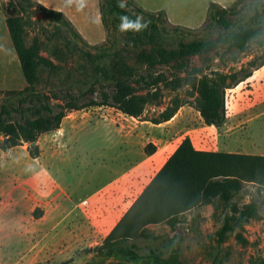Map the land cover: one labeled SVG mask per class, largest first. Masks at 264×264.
Instances as JSON below:
<instances>
[{
	"label": "trees",
	"instance_id": "obj_1",
	"mask_svg": "<svg viewBox=\"0 0 264 264\" xmlns=\"http://www.w3.org/2000/svg\"><path fill=\"white\" fill-rule=\"evenodd\" d=\"M263 1L252 2L247 17L238 13L233 19L234 13L218 3H210L205 28L217 32L216 37L185 41V35L190 36L192 31L177 26L168 28L163 10L145 11L133 0H98L103 28L107 30L109 20L114 27L119 26L129 40V49L109 51L103 44L95 47L98 48L96 54L83 52L67 35L81 42H85L84 39L64 19L67 35L56 27L50 37H46L48 42L55 44L50 49L44 46L56 64L40 54L43 44L37 37L27 43L26 29L30 23L23 14L36 7L52 13L57 20L63 14L32 0H8L4 21L26 86L15 92L14 104L0 106L1 150L6 152L26 145L29 157L36 159L40 156L38 140L41 136L57 131L70 113L89 107L112 108L140 120L145 106L159 98L158 87L164 82L160 74L154 75L159 66L172 65L184 72V77H174L169 85L172 89L181 84L190 86L194 100L177 104L172 110L166 109L161 113L162 121L152 124L168 122L187 104L205 125L222 126L226 118V91L250 78L253 71L264 65V59L258 63L249 61L236 72L210 75L201 68H190V59L212 53L221 61L226 54L245 52L252 43L264 46V15L259 11ZM140 24L146 27H140ZM67 56L82 59L90 68L89 74L84 73L85 66L81 68L86 88L74 85L73 67L68 66L64 77L59 74V64ZM41 73H45L48 80L38 87ZM51 77L56 81L49 80ZM140 91L146 93L140 94ZM154 151L152 144L144 147L146 154ZM246 183L264 189V156L197 151L185 137L93 252L107 258L117 255L133 261L181 264L176 245L170 243L167 246L169 253L166 256L150 245L154 240L149 227L165 224L172 229L185 213L201 205L217 202L229 207ZM257 211L258 205L248 203L239 211L237 219L242 222L258 219ZM235 220L231 215L224 216L217 231L219 240L231 231ZM138 241L145 243L143 253L134 243Z\"/></svg>",
	"mask_w": 264,
	"mask_h": 264
},
{
	"label": "rangeland",
	"instance_id": "obj_2",
	"mask_svg": "<svg viewBox=\"0 0 264 264\" xmlns=\"http://www.w3.org/2000/svg\"><path fill=\"white\" fill-rule=\"evenodd\" d=\"M7 1L0 0V106L6 103L14 104L16 100L15 92L26 86L4 21V7ZM32 1L47 9L55 10L52 7H57L65 10L60 20H57L52 13L41 11L38 7L27 10V13L23 14L24 19L30 23L26 29L28 33L27 43L31 38L37 37L43 44L40 54L56 64L58 63L45 52L44 46L50 49L55 44L54 41L48 42L46 37H50L56 27L65 36L67 35L66 27L63 25L64 19H67L84 39L85 42H81L72 35H67L83 52L96 54L98 48L95 47L103 44L109 51L129 49L127 46L129 40L119 26L114 27L109 20L107 30L103 28L100 22L98 0ZM133 1L148 12L165 11L166 26L168 28L177 26L185 30L190 29L192 31L190 36L185 35L184 39L185 41H191L193 39L216 37L217 32L205 28L207 26L206 13L210 3H218L221 7L234 13L231 17L233 19L238 13L247 17L249 15V5L256 0ZM259 11L264 15V1L260 4ZM233 53L226 54L221 61L212 53L201 57H192L189 63L190 68H201L206 75L213 72H236L241 67H246L249 61L255 60L258 63L261 59H264V46L260 47L252 43L245 52L238 53L234 51ZM64 59L65 61L59 64L61 77L68 73V66L73 67L71 74L73 75L74 85L80 89L86 88L85 77L81 74L91 72L87 64L78 57L72 59L67 56ZM129 61L132 64L131 60ZM84 66L86 70L83 73L81 68ZM157 74H160L164 79V82L158 87L159 98L145 106L140 120L125 116L112 108L89 107L81 112L68 115L79 120L73 124L69 120L64 122L62 133L66 137L61 141L63 148L59 155L53 157L47 155L51 139H45L43 136L38 140L43 149V155H40L38 161L29 158L26 145L6 152L0 148V264H17L20 256L14 241L1 238L4 229L10 226L9 229L12 228V219L8 217V213L13 202L12 191L17 185L13 175L14 169H31L32 167L39 169L38 167L42 166L44 162L53 170L64 169L66 172L63 175L64 184L69 186L70 191L75 196L88 194L91 185L92 188L103 185L108 178V173L100 169L99 166L102 161L97 162L95 158L99 155L102 159H106L105 164L109 165V160H114L121 155L124 147L122 144L123 135L120 133H131V153L133 156H137L153 139L158 140L163 135V127L152 124L153 121H162V112L166 109H174L177 104L194 100V91L190 86L181 84L176 89H172L169 85L174 77H184V72L169 65L156 67L154 75ZM55 79V77H51L49 80L53 81ZM40 80L38 87H42V83L48 80L45 73L40 74ZM259 80L262 83L248 78L245 82L240 83L238 88L236 86L226 91V118L222 130L227 131L228 134L233 133L234 139L243 144L240 147V152L253 155H264V79ZM139 93L145 94L146 92L140 91ZM183 109V112L178 114V119H170L172 122L168 124L171 131H173L172 139H174L171 149L179 144L182 137L192 135L195 131L201 132L204 128L199 114L193 108L185 104ZM215 131L216 129L212 128L201 132V136L207 138L205 148L211 151L215 149L216 142L215 135L209 133H215ZM1 142L2 136L0 135V147ZM86 155L88 159L93 158L94 161L84 163L83 158ZM87 165L89 170L81 174L83 171L80 169L84 166L87 167ZM156 170L153 169L144 176V182L133 189L132 198L141 193V188L153 177ZM90 175L93 176L91 178L93 183L90 182L88 186L77 184L78 179L82 177V181L84 178L87 180ZM248 203L258 205V219L239 221L237 219L239 211ZM38 213H40V210L37 208L34 216L37 217ZM225 215H231L236 220L231 231L222 240H219L217 231L221 227ZM149 229L154 240L151 241L150 245L158 249L164 256L169 253L167 246L170 243L176 245L181 264H264V189L246 183L243 185L242 191L232 199L229 207H224L217 202L201 205L185 213L172 229L165 224L150 226ZM100 241L102 242L103 239ZM134 243L140 253H143L145 243L143 241ZM82 256L88 257L87 262L81 263L79 261L76 264H157L152 260L133 261L117 255L107 258L97 256L94 252L90 256L84 252L57 255L59 258L54 254L53 260H60V264H69ZM41 258H43V254ZM39 263L45 264L44 262Z\"/></svg>",
	"mask_w": 264,
	"mask_h": 264
},
{
	"label": "crops",
	"instance_id": "obj_3",
	"mask_svg": "<svg viewBox=\"0 0 264 264\" xmlns=\"http://www.w3.org/2000/svg\"><path fill=\"white\" fill-rule=\"evenodd\" d=\"M52 8L55 9L54 11L65 13L64 9ZM259 79H264V65L254 71L249 78V80H257V82L262 83ZM182 110H184L183 107L171 120L178 119V114H181ZM68 120L73 124L79 119L67 115L57 131L43 135L45 139H51L47 155L53 157L60 154L63 148L61 141L66 137L62 133L63 124ZM171 120L159 124L160 127H163V135L160 139L151 141L150 144L155 146V151L152 154H146L143 148L137 156H133L131 153V133L122 134L119 132L123 135L122 144L124 149L122 154L114 160H109V165L105 164L106 159H102L99 155L96 156L95 160L97 162L102 161L99 167L108 173V178L99 187L92 188L91 185L88 194L75 196L70 191L69 186L64 184L63 175L66 173L65 170H53L46 162L39 166V169L36 167L14 169L13 175L17 185L12 191L13 202L8 213V217L12 219V228L9 229L11 226H6L7 229L3 230V237L1 238L11 239L15 242V247L18 248V254L20 255L17 264H40L39 262L60 264V260H53L54 254L56 257L57 255L79 254L82 252L89 256L92 255L93 248L108 235L120 217L137 198V196L132 198L133 189L144 182V176L149 171L157 169L156 174L185 137L190 139L195 150L211 151L205 148L207 138L201 136V132L215 128V133H209L215 135L216 147L213 152L253 155L240 152V147L243 144L234 139L233 133L228 134L227 131H222L225 124L215 127L203 123V131H195L192 135L182 137L179 144L171 149L174 142V139H172L173 131L168 125L172 122ZM38 144L40 155H43V149L39 141ZM39 157L36 159L29 158L38 161ZM84 158V163L94 161L93 158L88 159L87 155ZM80 170L83 171L81 174L85 173L89 170L88 165ZM92 177L90 175L87 180L83 177V181L81 177L77 180V184L88 186L90 182L93 183L91 181ZM151 179L144 184L143 188ZM37 208L40 213L35 217L34 213ZM42 254L43 258H41ZM87 258V256H82L69 264H76L79 261L84 263L87 262Z\"/></svg>",
	"mask_w": 264,
	"mask_h": 264
},
{
	"label": "clouds",
	"instance_id": "obj_4",
	"mask_svg": "<svg viewBox=\"0 0 264 264\" xmlns=\"http://www.w3.org/2000/svg\"><path fill=\"white\" fill-rule=\"evenodd\" d=\"M139 26H140V27H146V25H144V24H140Z\"/></svg>",
	"mask_w": 264,
	"mask_h": 264
}]
</instances>
